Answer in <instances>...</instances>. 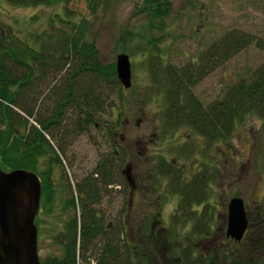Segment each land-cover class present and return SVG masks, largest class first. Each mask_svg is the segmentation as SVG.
Instances as JSON below:
<instances>
[{
	"label": "rangeland",
	"instance_id": "rangeland-1",
	"mask_svg": "<svg viewBox=\"0 0 264 264\" xmlns=\"http://www.w3.org/2000/svg\"><path fill=\"white\" fill-rule=\"evenodd\" d=\"M168 2V15L154 18L143 0H101L94 9L87 0L38 6L0 0V23L9 26L33 49H40L43 44L48 48V42L55 43L62 34L80 33L83 43L93 42L102 64L115 65L117 55L124 53L131 67V87L122 89V102H116L112 116L101 118L102 124L69 137L59 138L56 124L50 126L53 136L45 132L49 145L58 150L61 163L53 164L50 170L53 202L49 205L41 201L35 220L40 259L59 253L52 236L62 229L72 212L69 200L77 194L76 183L102 155L111 151L106 143L105 127L115 144L129 151L122 162L126 186L108 187L109 195L97 205L106 224L115 225L118 217L128 223L127 209L140 202L139 179L144 174L150 175L161 161L172 162L184 169L188 182L194 175L205 176L207 180L201 189L204 195L192 207L196 212L206 207L214 210V232L203 244L206 250L216 241L231 244L225 228L227 204L232 197L244 200L247 230L250 229L248 238L252 243L246 253L254 254V246L259 249L255 242L264 234L262 118L254 111L245 112L234 122L228 138L215 141L206 140L184 123L167 127L163 114L166 86L161 75L166 66L181 67L197 62L200 52L227 31L240 30L264 40V0ZM263 62L264 52L251 44L217 65L192 90L204 104L223 98L227 87L252 74ZM49 108L52 109V103ZM34 119L30 118L21 127V133L27 132ZM51 155L54 153L49 147L36 156L38 171L47 172ZM161 177L159 193L164 198L161 218L168 224L180 195L171 191L167 176ZM148 199L143 196V208L155 204L156 198Z\"/></svg>",
	"mask_w": 264,
	"mask_h": 264
},
{
	"label": "trees",
	"instance_id": "trees-1",
	"mask_svg": "<svg viewBox=\"0 0 264 264\" xmlns=\"http://www.w3.org/2000/svg\"><path fill=\"white\" fill-rule=\"evenodd\" d=\"M8 1L38 6L67 4L71 0ZM87 1L94 9L101 0ZM143 1L152 17L168 15L169 0ZM48 44V48L43 44L33 49L9 26L0 23V168L35 172L40 178L41 201L50 205V170L61 160L58 150L47 142L45 132L53 136L50 126L56 124L58 137H69L100 125L103 116L115 112L116 102H122L124 87L117 79L114 63L102 64L93 42L83 43L80 33L62 34L55 43ZM251 44L264 52V40L230 30L207 45L197 62L166 66L161 75L166 86L165 125L173 128L184 123L208 141L225 140L234 122L245 112L254 111L262 118L264 131V62L252 74L227 87L223 98L204 104L192 90L217 65ZM30 118H35L34 124L21 133ZM106 129L103 131L111 151L76 183L77 194L69 200L72 212L62 229L52 236L59 253L46 255L42 264H264V234L255 242L259 249L254 246V254L246 253L252 245L250 229L239 242L229 239L231 244L222 245L216 241L206 250L203 244L214 232V210L206 207L196 212L192 207L204 195L201 189L207 180L194 175L188 182L184 169L172 162L161 161L163 166L155 165L150 175L139 179L140 202L127 209L128 223L118 217L115 225L106 224L97 205L109 195V185L126 186L122 162L129 153L115 144ZM49 147L54 156H50L48 170L43 173L37 169L36 156ZM162 175L168 177L171 191L180 195L168 224L161 218ZM143 196L148 200L156 198L155 204L143 208Z\"/></svg>",
	"mask_w": 264,
	"mask_h": 264
},
{
	"label": "water",
	"instance_id": "water-1",
	"mask_svg": "<svg viewBox=\"0 0 264 264\" xmlns=\"http://www.w3.org/2000/svg\"><path fill=\"white\" fill-rule=\"evenodd\" d=\"M115 72L124 88L131 86L127 54L116 57ZM41 184L33 171L0 168V264H41L37 250L35 216L39 209ZM248 228L244 200L230 198L225 235L240 241Z\"/></svg>",
	"mask_w": 264,
	"mask_h": 264
},
{
	"label": "flooded vegetation",
	"instance_id": "flooded-vegetation-1",
	"mask_svg": "<svg viewBox=\"0 0 264 264\" xmlns=\"http://www.w3.org/2000/svg\"><path fill=\"white\" fill-rule=\"evenodd\" d=\"M124 173H125V171H123ZM124 177V176H123ZM121 185H122V183H119V184H114V186H113V184L112 185H109V187L110 188H116V187H118V188H120L121 187ZM122 187H123V185H122Z\"/></svg>",
	"mask_w": 264,
	"mask_h": 264
}]
</instances>
